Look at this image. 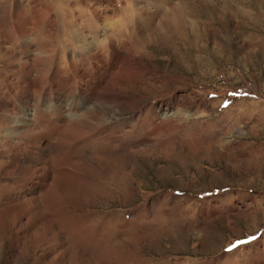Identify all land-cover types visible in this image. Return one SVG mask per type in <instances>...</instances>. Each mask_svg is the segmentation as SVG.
Returning a JSON list of instances; mask_svg holds the SVG:
<instances>
[{
	"label": "rangeland",
	"instance_id": "rangeland-1",
	"mask_svg": "<svg viewBox=\"0 0 264 264\" xmlns=\"http://www.w3.org/2000/svg\"><path fill=\"white\" fill-rule=\"evenodd\" d=\"M0 264H264V0H0Z\"/></svg>",
	"mask_w": 264,
	"mask_h": 264
},
{
	"label": "bare ground",
	"instance_id": "bare-ground-1",
	"mask_svg": "<svg viewBox=\"0 0 264 264\" xmlns=\"http://www.w3.org/2000/svg\"><path fill=\"white\" fill-rule=\"evenodd\" d=\"M44 48V47H43ZM45 51V50H44ZM40 52V51H39ZM47 111V110H46ZM85 112V111H84ZM166 115V114H165ZM23 120V119H22ZM4 129V128H3ZM7 147V146H6ZM64 174H65V176H66V178H68L67 180H68V183L66 184V185H70V183L72 182L73 184L75 183L73 180H71V178H73L74 176L73 175H71L72 177H69L65 172H64ZM77 184V183H76ZM72 185V184H71ZM80 185H82V184H80ZM60 191V190H59ZM58 190H56V189H54V188H51V189H49V190H47L46 192H45V196H47L48 198H50L51 199V201H54L55 203L54 204H56V203H58V205H61V202H60V200L58 199V197H57V195H59L58 194V192H59ZM60 196V195H59ZM61 199V198H60ZM58 213H59V211H58ZM63 213V212H62Z\"/></svg>",
	"mask_w": 264,
	"mask_h": 264
},
{
	"label": "snow or ice",
	"instance_id": "snow-or-ice-1",
	"mask_svg": "<svg viewBox=\"0 0 264 264\" xmlns=\"http://www.w3.org/2000/svg\"><path fill=\"white\" fill-rule=\"evenodd\" d=\"M233 247H236L235 245L233 246ZM231 249H229V251H230Z\"/></svg>",
	"mask_w": 264,
	"mask_h": 264
}]
</instances>
